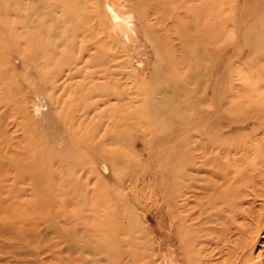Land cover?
I'll return each instance as SVG.
<instances>
[{
    "label": "rangeland",
    "instance_id": "rangeland-1",
    "mask_svg": "<svg viewBox=\"0 0 264 264\" xmlns=\"http://www.w3.org/2000/svg\"><path fill=\"white\" fill-rule=\"evenodd\" d=\"M0 264H264V0H0Z\"/></svg>",
    "mask_w": 264,
    "mask_h": 264
},
{
    "label": "bare ground",
    "instance_id": "bare-ground-1",
    "mask_svg": "<svg viewBox=\"0 0 264 264\" xmlns=\"http://www.w3.org/2000/svg\"><path fill=\"white\" fill-rule=\"evenodd\" d=\"M38 98H39L40 102L42 103V105L45 106V110H46L45 114L49 115L50 117H53V119H54L56 117V114L53 112V108L51 106H49L48 101L45 100V98L42 96H39ZM55 122H56V119H54V123ZM99 167L105 169V168H107V164L104 163L103 161H100Z\"/></svg>",
    "mask_w": 264,
    "mask_h": 264
},
{
    "label": "water",
    "instance_id": "water-1",
    "mask_svg": "<svg viewBox=\"0 0 264 264\" xmlns=\"http://www.w3.org/2000/svg\"><path fill=\"white\" fill-rule=\"evenodd\" d=\"M36 95H38V93H35ZM36 101H37V104L36 105H38V104H40V102H38V98H37V96H36ZM35 112H36V107H35ZM39 113V112H38ZM41 114V113H40Z\"/></svg>",
    "mask_w": 264,
    "mask_h": 264
}]
</instances>
